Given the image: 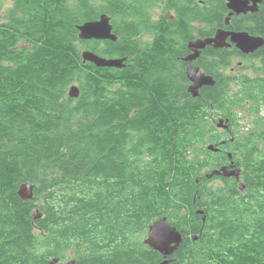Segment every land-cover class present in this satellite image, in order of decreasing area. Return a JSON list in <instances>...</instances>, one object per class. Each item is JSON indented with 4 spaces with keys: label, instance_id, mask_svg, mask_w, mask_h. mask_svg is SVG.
<instances>
[{
    "label": "trees",
    "instance_id": "16d2710c",
    "mask_svg": "<svg viewBox=\"0 0 264 264\" xmlns=\"http://www.w3.org/2000/svg\"><path fill=\"white\" fill-rule=\"evenodd\" d=\"M8 1L4 10L0 0V264L62 261L71 246L76 264H161L140 239L161 217L185 235L168 264H264L258 151L225 143L235 147L244 190L233 177L209 188L215 176L205 177L228 162L226 155L215 164L205 160L204 139L214 137L205 121L208 110L225 109L237 78L224 70L238 51H203L197 64L215 84L196 97L177 57L187 42L223 26L224 1ZM156 3L165 15L151 21ZM102 14L118 16L117 39H80L77 26ZM251 15L259 24L253 32L264 34V2ZM238 18L231 24L251 19ZM143 30L155 34L147 46L160 50L140 62L130 55ZM83 50L126 57L125 66L96 67L82 61ZM73 84L76 98L68 96ZM228 124L231 131L232 118ZM23 183L34 185L32 199L18 195ZM44 241L49 248L41 250Z\"/></svg>",
    "mask_w": 264,
    "mask_h": 264
},
{
    "label": "water",
    "instance_id": "95a60500",
    "mask_svg": "<svg viewBox=\"0 0 264 264\" xmlns=\"http://www.w3.org/2000/svg\"><path fill=\"white\" fill-rule=\"evenodd\" d=\"M251 2V4H250ZM260 0H227L226 6L230 10L229 16L226 17L225 22H229V17L231 14L246 13L247 11L255 12L258 9V3ZM79 31V38L82 40H110L115 41L117 36L112 33V25L110 23V18L105 14L100 15L97 20L87 21L77 26ZM230 37V42L234 43L235 46L244 53H249L254 51L256 48L264 43L261 37H254L248 35L247 32H237L228 31L224 29H217L213 36L206 38H198L189 42L188 46L192 49V54L185 57V61L192 62L195 60L200 51L205 49L207 46L213 49L226 47L229 43L226 41L227 37ZM81 57L83 62H90L96 67H112V68H122L125 66L126 57L123 58H113V57H103L93 51L83 50L81 52ZM186 76L191 82L188 86V91L192 96L196 97L199 94V89L203 86H213L215 80L212 76L207 75L203 72H199V68L192 64L186 67ZM79 95V87L75 84L71 85L68 89V96L76 98ZM218 128H224L230 131L228 119L224 120L220 118L217 122ZM233 137L230 141H233ZM225 143L222 142V144ZM208 150L218 151V147L214 145H208ZM230 163L228 165L220 166L211 170L205 175L206 178H211L213 176L222 177H234L237 180L240 178V168L232 166L234 161L232 159V154L227 153ZM243 188V185H240ZM34 185L31 183H23L18 188V195L21 199L27 200L33 197ZM197 214L202 215L203 222L205 221V215L203 209H197L195 211ZM185 235L179 231L176 226L171 225L167 220V217H161L154 220L148 225L147 235L142 240V242L148 247L156 250L162 257L163 261L161 264H168L173 261L171 256L175 253L181 242L183 241ZM198 236H192L193 240H196ZM49 264H76L75 259H70L67 261H59L58 258H54L49 262Z\"/></svg>",
    "mask_w": 264,
    "mask_h": 264
},
{
    "label": "rangeland",
    "instance_id": "374dc122",
    "mask_svg": "<svg viewBox=\"0 0 264 264\" xmlns=\"http://www.w3.org/2000/svg\"><path fill=\"white\" fill-rule=\"evenodd\" d=\"M9 5L10 2L8 0H3L4 10ZM4 10L0 11V15H3ZM244 64H247V62H245ZM242 70L243 69L238 63V60H233L231 67L226 69L225 72L229 75H236L241 73ZM262 96H264L263 84H245L242 86L238 81L232 82L231 90L226 100L225 109L208 110V119L205 121V128L207 135L209 136L213 134L214 137H206V139H204L205 147L207 148V146L210 144L214 145V147H216V144H221L222 146H218L219 149L221 147V152L219 153H216L217 151L210 150V153L205 157V160L207 162L215 164L220 159H222L223 155L227 156L228 152L232 154L233 150L235 149L234 145L231 143L225 145V143L227 141L229 142L232 137L234 138L233 141H237V150H243L245 146H248L246 144L243 145V141L245 140V138H247L251 132L256 133L259 132L260 129L264 128V97ZM226 117L232 118L233 121V127L230 132L224 131L221 128L217 127V122L219 120L218 118H223L225 120ZM211 139H213V141ZM224 141L225 143L222 144V142ZM192 152L196 153L195 150H193ZM239 155L237 154V160L239 158ZM199 157L203 158L204 156L199 155ZM232 159H235V157H232ZM253 162H255V164L257 165H259L261 162H264V148L262 150H259V152L254 156ZM239 180V185H243V188L241 190H244L245 183L243 180V176H241ZM207 185L209 186V188L215 189L222 186L223 183L221 182L220 178L215 176L210 179ZM262 194H264V191H260L259 194L256 195ZM146 235L147 231L141 234L140 239L143 240ZM47 248H49V246L45 243V241L40 244L41 250H46ZM75 252V246H71L69 249H64L62 254L65 256V259H63L62 261L75 259Z\"/></svg>",
    "mask_w": 264,
    "mask_h": 264
},
{
    "label": "flooded vegetation",
    "instance_id": "af4514ba",
    "mask_svg": "<svg viewBox=\"0 0 264 264\" xmlns=\"http://www.w3.org/2000/svg\"><path fill=\"white\" fill-rule=\"evenodd\" d=\"M197 1H199L201 4L208 2V0H197ZM223 1L225 3V6H226L227 0H223ZM263 2H264V0H260V2L258 3V6H259V4H262ZM250 4H251V2H250ZM226 8H227V6H226ZM156 9H157V11H156ZM257 11H258V9H257ZM257 11H255V12L247 11L246 13H240V14L233 13L229 17V22L226 23L225 19H226V17L229 16V12H230V10L227 8V11H226L225 16H224L223 26L220 27V28L224 29V30H228V31L247 32L248 35H250V36L261 37L264 40V34L254 33L253 32V29L258 27L259 24H258V21H257V16L255 18V15H251V14L252 13H256ZM167 14H169V16L170 15L172 16V14H174V13L173 12H167ZM149 15H150V20L151 21L161 20L163 18V16L165 15V11L163 10V5H161V3L153 4L152 7L149 10ZM109 17H110V23L112 25V33H114V31H115V24L114 23H115V20L118 19V16H116L115 20H113V16L109 15ZM234 17H239L237 19L238 21H242L246 17H249L251 19L249 21H247V24L244 25V26H242L240 24H236V26H235V25L231 24V21H232V19ZM195 26H197V24ZM192 27H193V25H192ZM220 28H218V29H220ZM136 33H137V37H138V39H139V41L141 43V47L138 48V51H135L134 55H130V58H134L136 60L139 58L140 62L141 61L145 62L146 58L150 54V52L151 53L153 51H158L159 52L160 48H156V47H153V46L152 47L151 46H147L148 44L153 42L154 35H155L153 31L149 32V31L143 30V31H137ZM99 41L101 43H103L106 40H99ZM190 41H192V40H190ZM226 41L229 43L228 46L222 47V48H217V49H227V50H231V51L236 49L238 51L237 55H235V56L232 55L229 58V65H228V67L226 69L231 67V64H232L233 60H238V63L241 65V67L243 69L241 71V73H239V74H236V75H229L228 74V75L231 76V77L235 76L237 78V81L242 86L245 85V84H256V85L263 84L264 85V80H262L264 78V62L262 61V53H264V43L261 46H259L258 48H256L254 51L249 52V53H244L240 49H238L235 46L234 43L230 42V37L229 36L227 37ZM189 42H187V44H186L187 47L185 49H183V54L180 55V56H177V57L184 64L185 71H186V67L189 64H192V65L197 66L199 68V72L205 73L203 71V69L197 64V62L200 63L203 51L206 50L209 46H207L205 49L201 50L199 56L195 60H193L192 62L185 61L184 58L189 56L190 54H192V49L188 46ZM209 48H212V47H209ZM139 54H142V55L138 56ZM245 62H247V64H244ZM225 70H224V72H225ZM258 78H259L260 81H256L255 80V79H258ZM190 83L191 82L189 81V85H190ZM262 97H264V96H262ZM218 119H220V118H218ZM226 119H228V118H225V120ZM221 129L224 130V131H228V130H226L224 128H221ZM243 142H244L243 145H245V144L248 145V146L251 145V146H249L250 148L254 147L256 149V151L259 152V150H262L264 148V128L260 129L259 132H256V133L255 132H253V133L251 132L249 134V136L247 138H245V140ZM229 163H230V159L228 158V162L227 163L225 162V163H223L220 166L228 165ZM232 166L240 168V170H241L240 171V177H241V175L243 174L242 173L243 172V167L235 165V164L232 165ZM217 177L220 178V180H221V178H226V177H222V176H217ZM227 178H230V177H227ZM234 179H236V178H234ZM239 181L240 180H237V182H239ZM221 182H222V180H221ZM238 185H239V183H238Z\"/></svg>",
    "mask_w": 264,
    "mask_h": 264
}]
</instances>
